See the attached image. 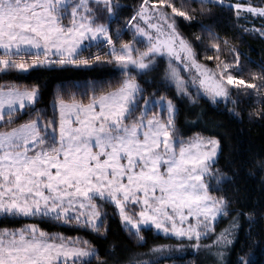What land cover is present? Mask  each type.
Listing matches in <instances>:
<instances>
[{
  "label": "snow or ice",
  "instance_id": "1",
  "mask_svg": "<svg viewBox=\"0 0 264 264\" xmlns=\"http://www.w3.org/2000/svg\"><path fill=\"white\" fill-rule=\"evenodd\" d=\"M198 2L202 7L225 6L224 0ZM159 3H167L171 13L143 0L126 24L134 29V37L146 42L141 51L130 43L117 48L109 26L97 21V10L90 6H102L115 22L118 0H0V72L106 63L119 67L126 77L119 87L100 94L90 85L92 95L84 94L87 103L75 93L67 99L57 94L53 119L46 120L34 110V118L18 125L14 124L17 114L34 107L39 89L0 86V218L41 217L100 232L104 221L95 201L103 200L117 207L122 225L138 239L143 240L142 227L152 226L166 235L195 241L192 247L199 249V241L214 231L217 218L227 215L226 198L210 192L213 180L214 190L219 191L224 179L212 167L219 140L179 137L173 102L142 96L143 89L127 70L147 72L155 56H167L166 78L178 94L188 95L189 82L172 66L173 60L186 71L195 69L192 85L213 99H228V86L259 96L264 69L251 74L252 80L261 81L259 85L246 81L233 49L232 63L217 64V72L208 70L196 61L192 44L176 28L175 17L189 21L192 17L171 0ZM227 7L237 16L241 11L264 16V9ZM137 20L143 26L133 23ZM205 31L219 60L220 38L211 29ZM91 42H97L98 48L107 46L108 51L85 57ZM223 43L227 46L228 41ZM232 231L221 232L213 243L232 244ZM93 258L95 249L80 238L50 235L36 225L0 229V264H90ZM239 264L248 262L240 257Z\"/></svg>",
  "mask_w": 264,
  "mask_h": 264
},
{
  "label": "trees",
  "instance_id": "2",
  "mask_svg": "<svg viewBox=\"0 0 264 264\" xmlns=\"http://www.w3.org/2000/svg\"><path fill=\"white\" fill-rule=\"evenodd\" d=\"M228 2V0H225ZM256 8H264V0H242ZM120 9L118 20L110 21L107 12L100 5L96 9L97 21L110 26V33L116 46L130 43L133 39L127 34L115 38V27L131 19L141 7L143 0H118ZM179 10L187 11L192 19L176 17V28L187 39L196 54L197 62H203L211 69L221 62L232 63L233 49L239 54L241 67L245 70L242 78L258 85L260 80H252V73L264 69V18L237 16L232 8L212 3L201 6L198 0H171ZM211 29L220 38L219 60L210 46L211 40L205 29ZM196 37H200L199 40ZM223 40H227V46ZM107 52V47L93 45L83 53L85 57ZM213 57L208 59L207 57ZM166 61L162 58L144 74L132 73L140 83L145 96L166 97L176 108L175 125L181 138L187 140L196 135L217 139L221 151L214 163L213 171L224 179L219 185L210 183V192L223 196L228 201L225 215L216 225L218 230L224 223L233 221L236 229L230 239L233 243L227 250L228 257L216 261L217 264H239L243 257L248 264H264V89L259 96L244 95L231 90L226 103L213 102L210 98L192 100L179 95L166 80ZM234 76L240 73L233 71ZM123 71L113 64H100L90 68L55 66L38 68L27 72H0V86L16 85L36 87L39 98L33 108L17 114L14 124L18 125L34 118V110L44 117L53 113L57 94L66 99L69 93L77 94L87 103L92 95L89 86L97 94L119 87L125 79ZM230 178V179H228ZM104 227L100 232L77 224H63L47 219L0 218V229H18L34 224L39 229L64 237L80 238L88 241L95 249V258L90 264H208L203 251L187 246L188 242L157 234L153 229H142L143 240L127 231L111 204H104ZM227 217V218H226ZM251 217V220L249 219ZM163 248V252H154Z\"/></svg>",
  "mask_w": 264,
  "mask_h": 264
},
{
  "label": "rangeland",
  "instance_id": "3",
  "mask_svg": "<svg viewBox=\"0 0 264 264\" xmlns=\"http://www.w3.org/2000/svg\"><path fill=\"white\" fill-rule=\"evenodd\" d=\"M148 3H149V5H152V4H155L157 7H159V8H162L163 9V11H165V12H168V13H171V8L170 7H168V5H167V3H165V4H163V5H161L160 3H159V0H148ZM224 4L227 6V5H229V4H231V5H235V4H241V5H243L244 7H253V8H256V7H254L250 2H245V1H242V0H228V2L227 1H225L224 0ZM90 6H92V5H90ZM95 6H97V5H95ZM99 7H101L102 8V6H99ZM120 7H121V5H120ZM120 7L118 8V9H116V12H118V10L120 9ZM256 9H264V8H256ZM138 11V10H137ZM243 15V16H246L247 18H253V19H261V18H264V16H260V15H256V14H253V13H250V12H247V11H241L240 12V14H239V16L240 15ZM135 15H136V13H135ZM134 15V16H135ZM174 15V14H173ZM109 19H110V17H109ZM132 19V18H131ZM131 19H129L128 21H130ZM175 19H176V17H175ZM110 21H112L111 19H110ZM128 21H125V22H123V24L121 25V26H116L115 27V33H114V35H115V38L116 39H120L122 36H124V35H127V34H129L131 37H132V41L130 42V44H134V46L136 47V48H138V49H140L141 51H144L145 50V48H146V42L145 41H143L142 40V38L141 37H139L138 35L137 36H135L134 37V29H132V28H130V27H126V24H127V22ZM140 23L141 24V26H143V22L142 21H139V20H137V21H134L133 23ZM65 23H67V20L65 21ZM109 26V25H108ZM109 29H110V26H109ZM111 30V29H110ZM114 41V40H113ZM115 42V41H114ZM87 43V42H86ZM96 43L97 42H91V44H90V47L91 46H93V45H96ZM104 46V45H103ZM107 47V46H106ZM117 48H119V46H117ZM107 51H108V48H107ZM160 58H162V59H164L165 61H166V65H167V69H166V71H167V73H168V71H169V58L167 57V56H161V55H158V56H155L154 57V64L152 65V67L156 64V61L158 60V59H160ZM53 59H55V57H53ZM195 59H196V56H195ZM197 61V60H196ZM199 64H201V65H203L205 68H207L208 70H210V71H212V72H217L218 71V69L216 68V70L215 69H211L210 68V66L209 65H207V64H205V63H203V62H198ZM55 66H58V65H53V66H50V67H37V68H32V69H30V70H33V69H38V68H51V67H55ZM172 66H174V67H177L179 70H180V75L183 77V79L185 80V81H188L189 83H188V95H185L186 97H189L190 99H192V100H196V99H198V98H210L213 102H221V103H226L228 100H230V97L228 98V99H221V98H215V99H213L211 96H209V95H207V94H205L204 93V91L201 89V88H199V86L198 85H192V83H191V77H193V76H195L196 75V71H195V69H190V70H185L184 69V67L179 63V62H177V61H175V60H173L172 61ZM151 67V68H152ZM150 68V69H151ZM149 69V70H150ZM134 73V72H137V73H139V74H144V73H146V72H139V70H136V69H133V68H129L128 70H127V74L128 75H131L132 76V73ZM166 77H167V74H166ZM166 80H167V83L169 84V85H171L172 87H174V89L176 90V87H175V85L170 81V80H168L167 78H166ZM136 82L140 85V83L136 80ZM142 88V87H141ZM228 88H229V96H230V93H231V90L232 89H234L232 86H228ZM176 92H177V90H176ZM178 93V92H177ZM142 96H145L144 95V93L142 92V94H141ZM180 95V94H179ZM181 95H184V94H181ZM36 105V104H35ZM34 105V106H35ZM157 112H160V109H157ZM24 112H21V113H19V114H23ZM160 114H161V116H164L165 114L163 113V112H160ZM175 116H176V114H175ZM54 118V107H53V113L50 115V114H47V117H45V119L47 120V119H53ZM177 131V130H176ZM177 135L180 137V135H179V133H178V131H177ZM205 138H207V137H205ZM211 139H213V138H211ZM217 140V139H216ZM220 151H221V146H220V148H219V151H218V153H217V156H216V158H215V162L217 161V159H218V156H219V154H220ZM214 162V163H215ZM214 163H213V165H214ZM95 203L98 205V207H99V209H100V211H101V220H103L104 221V204H111V205H113L115 208H116V210H117V214H118V216H119V218H120V220H121V217H120V215H119V212H118V209H117V207L113 204V203H111V202H106V201H103V200H97V201H95ZM132 211H136V208L135 207H133L132 208ZM226 211V210H225ZM225 215H222V216H220V217H218L217 218V220L214 222V224H213V228H214V231L209 235V236H207V237H202L201 238V240L199 241V244H200V248L198 249V250H200V251H203V254H204V256H205V258H206V260L207 261H210L208 264H217V262L216 261H221V260H224V258H227L228 257V252H227V250L229 249V247L231 246V244L230 245H220V246H216L213 242H214V240L216 239V237H218L219 235H220V233L221 232H223V231H225L226 229H233V231H232V233L234 232V230L236 229V226H235V224H234V222L233 221H231V222H226V223H224L218 230L216 229V225L219 223V221L224 217ZM17 218H22V219H34V218H36V219H47V218H41V217H17ZM227 218V217H226ZM47 220H50V219H47ZM63 224H65V223H63ZM70 225L71 224H75V223H69ZM30 225H34V224H30ZM124 227V226H123ZM86 228V227H85ZM88 228V227H87ZM125 228V227H124ZM89 229H91V228H89ZM142 229H153L157 234H160V235H162V236H165V237H170V238H173V239H176V240H180V241H186V242H188V244H187V246H190V247H192V245L195 243V241H189V240H187V239H181V238H177V237H175V236H172V235H166V234H164L162 231H158V230H156L154 227H152V226H148V227H142ZM92 230V229H91ZM142 231V230H141ZM232 236V235H231ZM206 246H210V247H206ZM193 248V247H192ZM95 254H96V252H95ZM221 259V260H220Z\"/></svg>",
  "mask_w": 264,
  "mask_h": 264
}]
</instances>
